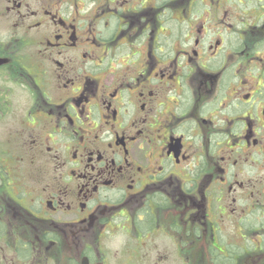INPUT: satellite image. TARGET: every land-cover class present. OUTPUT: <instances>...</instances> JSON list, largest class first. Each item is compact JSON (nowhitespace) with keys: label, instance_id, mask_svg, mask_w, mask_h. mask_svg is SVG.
I'll return each mask as SVG.
<instances>
[{"label":"flooded vegetation","instance_id":"flooded-vegetation-1","mask_svg":"<svg viewBox=\"0 0 264 264\" xmlns=\"http://www.w3.org/2000/svg\"><path fill=\"white\" fill-rule=\"evenodd\" d=\"M0 264H264V0H0Z\"/></svg>","mask_w":264,"mask_h":264},{"label":"rangeland","instance_id":"rangeland-1","mask_svg":"<svg viewBox=\"0 0 264 264\" xmlns=\"http://www.w3.org/2000/svg\"><path fill=\"white\" fill-rule=\"evenodd\" d=\"M1 130H2V128H1V124H0V132H1ZM188 264H191V263H188ZM195 264H202V262L201 261H197Z\"/></svg>","mask_w":264,"mask_h":264}]
</instances>
